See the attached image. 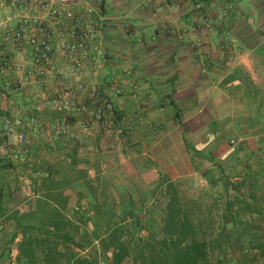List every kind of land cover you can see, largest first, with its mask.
<instances>
[{"label": "crops", "instance_id": "obj_1", "mask_svg": "<svg viewBox=\"0 0 264 264\" xmlns=\"http://www.w3.org/2000/svg\"><path fill=\"white\" fill-rule=\"evenodd\" d=\"M257 1L235 0L229 8L226 0H105L102 53L87 72L95 83L80 99L92 106L106 99L114 112L82 142L52 132L57 118L74 122L77 113L56 108L34 85L15 88L13 73L0 75V129L5 118L38 120L19 128L31 140V167L0 157V213L29 212L39 195L58 191L67 208L107 201L121 213L158 186L160 169L174 183L195 177L203 157L217 159L228 170L204 171L206 180L177 190L180 206L211 256L225 264L255 256L254 264H264L253 249L264 242V38L250 16ZM15 8L14 0H0V12ZM221 25L236 33L231 60L219 52ZM110 128L115 137L106 134ZM8 142L15 149L12 137ZM37 171L51 174L48 188L38 184Z\"/></svg>", "mask_w": 264, "mask_h": 264}, {"label": "built area", "instance_id": "obj_2", "mask_svg": "<svg viewBox=\"0 0 264 264\" xmlns=\"http://www.w3.org/2000/svg\"><path fill=\"white\" fill-rule=\"evenodd\" d=\"M14 3V10L0 12V75L13 73L15 88L23 90L34 85L56 108L77 113L74 122L66 116L57 118L52 132L55 137L82 142L94 123L114 112L113 104L106 99L96 100L94 106L80 99V92L95 83L87 72L94 68L102 53L99 26L106 19L105 0H14ZM234 48L230 31L223 28L219 52L231 60ZM207 57L201 68L203 74L208 70ZM81 79V85L73 86L74 81ZM90 94L95 97L96 90L92 88ZM35 122L38 120L33 116L5 118L0 129V157L7 155L31 167V140L19 128H29ZM9 137L14 139L15 149L10 147ZM34 175L47 173L37 171Z\"/></svg>", "mask_w": 264, "mask_h": 264}, {"label": "trees", "instance_id": "obj_3", "mask_svg": "<svg viewBox=\"0 0 264 264\" xmlns=\"http://www.w3.org/2000/svg\"><path fill=\"white\" fill-rule=\"evenodd\" d=\"M36 179L45 188L53 183L49 172ZM162 182L164 178L156 188ZM165 195L163 202H154L143 215L132 203L119 213L107 201L67 208L68 197L59 191L39 195L34 210L20 213L14 208L0 213L6 219L0 225V259L10 254L21 234L17 259L25 264H124L127 259L132 264H225L222 256H211L208 242L196 238L171 183ZM148 216L154 219L152 224ZM142 230L147 231L145 237L139 234ZM253 249L264 256V242L254 244ZM255 259L244 257L249 264Z\"/></svg>", "mask_w": 264, "mask_h": 264}, {"label": "rangeland", "instance_id": "obj_4", "mask_svg": "<svg viewBox=\"0 0 264 264\" xmlns=\"http://www.w3.org/2000/svg\"><path fill=\"white\" fill-rule=\"evenodd\" d=\"M226 3L228 4L229 2H226ZM256 3H257V5H259V11H258V13H255L254 15H250L253 18L252 25L260 28V35H261L262 38H264V0H261V1L259 0ZM246 19L247 18L245 17L243 23H246ZM192 26H194V25H192ZM221 26H223L227 30L229 29L228 27H226V25H221ZM222 30H223V28H220V32H221L220 35L221 36H222ZM229 31H230L231 38L236 43L235 40H237V39H236L235 30H233V32H231V29H229ZM222 54L225 55V53H222ZM205 57H207V56L205 55L204 58ZM202 62H203V60H202ZM202 62L200 64H202ZM200 68H202V67L200 66ZM200 70L201 69H199V71ZM200 74L201 75H205L206 73L203 74L200 71ZM91 131H92V129H91ZM106 134H108V135H110L112 137H115L116 136L115 131L112 128H110L109 130L107 129L106 130ZM86 137L84 136V138H86ZM186 137L187 136L185 135V138ZM223 148H226V142L223 144V146L221 147L220 150H223ZM218 152L221 153L222 151H218ZM215 156H217V155H215ZM197 162H198L199 168H201V170L200 171L198 170V174H195V177H192V178L191 177H181V178L180 177H175L174 178V180H175L174 183H172L171 181H169L171 179V177H173L174 175L170 177L167 174H165V172L163 171V169H160V172L163 173V175L162 176L159 175L158 182H160L162 178H164V182H162V184L158 188L154 187L153 188L154 189V192L153 191H151V192H144L143 194H141V196H137L136 195V197H138L137 198L138 206H135V207L138 208V213H141L143 215V213L145 212V208H149L151 206V204H154V202H157V201L159 203L163 202L166 199L165 189H166L168 183H171L172 184L173 188L175 189V191L177 193V190H184V188L185 187H188L189 185H192V184H200L201 183L200 180H206V178L204 177V174H202V172H204V171L212 170V169L214 170L215 169L216 172L217 171H220V172L222 171L224 173L225 171L228 170V169L225 168V166L223 167L221 165V163L218 162L217 159L216 160L215 159L214 160H210V159H208L206 157H203L200 161H197ZM193 163H194V161L191 160V164L192 165H193ZM196 165H197V163H196ZM158 173H159V171H158ZM40 176H46V175H40ZM166 181H169V182L166 183ZM202 183L205 184V182H202ZM27 197H28V195H27ZM124 205L127 206L128 204H124ZM123 209H124V207L121 208V212L122 213H123ZM117 211H118V209H117ZM146 219L148 220V224L149 223L152 224V222H154V219H151L149 216ZM158 221H159V219L157 220V222ZM131 227H132V230L134 232H136L137 229L134 227V225L132 223H131ZM8 229H9V227H8ZM139 234L141 236L145 237L146 234H147V231L146 230H142V231H140ZM12 248L13 249H16L17 250V254H18L17 242L14 241V243L11 246V251H12ZM17 254H16L15 257H12L10 254L4 255V257H2L0 259V264H25L24 261H22V262H19L18 261ZM82 254L84 255L85 252H82ZM124 264H132V262H131L130 259H127V261Z\"/></svg>", "mask_w": 264, "mask_h": 264}]
</instances>
